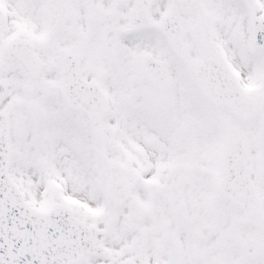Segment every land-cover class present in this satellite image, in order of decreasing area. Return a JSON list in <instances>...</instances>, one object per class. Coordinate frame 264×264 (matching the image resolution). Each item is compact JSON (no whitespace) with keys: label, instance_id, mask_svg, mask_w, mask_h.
<instances>
[{"label":"snow or ice","instance_id":"snow-or-ice-1","mask_svg":"<svg viewBox=\"0 0 264 264\" xmlns=\"http://www.w3.org/2000/svg\"><path fill=\"white\" fill-rule=\"evenodd\" d=\"M0 264H264V0H0Z\"/></svg>","mask_w":264,"mask_h":264}]
</instances>
